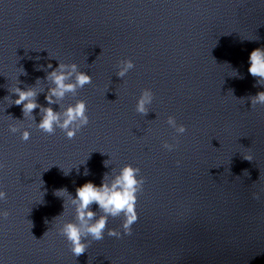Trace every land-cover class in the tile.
<instances>
[{"label": "clouds", "instance_id": "clouds-1", "mask_svg": "<svg viewBox=\"0 0 264 264\" xmlns=\"http://www.w3.org/2000/svg\"><path fill=\"white\" fill-rule=\"evenodd\" d=\"M249 63L248 72L254 78H257V85L264 86V48H256L251 51ZM134 66L132 60H122L117 65L118 71L116 75L124 78ZM47 68L52 69V65L48 64ZM21 75H27L23 68ZM44 80L49 81L51 84L47 88L45 95L48 107L42 106L37 102V97L40 93L36 91L34 86H28L26 89H21L19 86L12 88L11 94L18 98L12 100L11 105L22 106L24 118L31 119L33 122L36 120L33 112L35 109H39L41 119L38 124L35 123L39 130L52 135L59 128L66 134L68 139H73L77 132L89 123L87 104L84 100H77L74 105L69 104L64 107L61 102L67 94L75 95L78 89L91 84L92 77L80 71L76 63L59 62L58 67L47 72ZM153 99L154 93L151 89H143L136 102V112L141 115H147L148 106ZM249 99L251 107H255L257 104L264 105V91L258 92L256 95L249 97ZM51 105H59V111L54 110ZM167 124L178 135H182L187 131L183 124H177L174 116L167 118ZM9 130L11 133H17L20 129L17 125L10 124ZM30 135L28 130H24L21 133V140L28 141ZM163 148L167 151H173L176 148V144L165 141ZM245 159L252 160L250 156ZM179 164L180 162L177 161L178 166ZM0 167H3V164H0ZM105 167H107V162H105ZM140 172L141 170L138 167L127 164L119 170L118 174L114 172L111 177H109L108 173H105L100 186L92 182H86L82 186L77 187L75 197L68 193L66 188L55 192L56 196L62 198L64 197L63 194H67L70 204L75 208V222H64L58 228L59 234L64 236L70 244V250L74 256L78 257L86 252L89 246L86 240L89 236L94 241H100L104 238L110 216L113 218L123 216V232L126 235H131L132 225L138 221L136 208L138 195L142 193L145 183V179L140 175ZM67 174L68 172H65V175ZM89 174V170L85 168L83 175L87 176ZM253 197L257 200L260 199L258 193L254 194ZM6 199V192L0 190V201H5ZM94 204L98 206L100 213L98 218L97 211L92 210ZM0 216L7 219L9 212H0ZM46 234L47 232L44 235ZM107 235L109 237H121V233L115 229H108Z\"/></svg>", "mask_w": 264, "mask_h": 264}]
</instances>
